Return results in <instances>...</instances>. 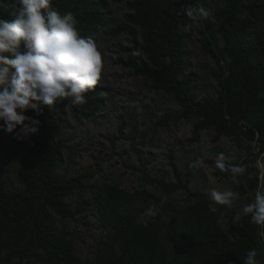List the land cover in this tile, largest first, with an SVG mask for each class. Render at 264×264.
Returning <instances> with one entry per match:
<instances>
[{"label":"trees","instance_id":"16d2710c","mask_svg":"<svg viewBox=\"0 0 264 264\" xmlns=\"http://www.w3.org/2000/svg\"><path fill=\"white\" fill-rule=\"evenodd\" d=\"M110 1L125 2L128 10L117 32L130 31L128 24L134 27L123 65L150 79L155 90L166 92L182 107L178 114L167 113L159 125L195 117L199 119L196 137L204 130H215L247 144L252 157L233 164L247 165L242 193L255 192L260 184L257 157L264 152V0H204L216 19L204 21L199 32L203 49L217 64L221 89L219 98L206 100L197 98L194 80L186 73L188 32L180 27L190 23L179 13L180 4L195 0ZM53 6L62 14L71 10L81 34L93 38L97 25L110 15L107 0H53ZM134 51L141 55L133 56ZM99 92L96 86L87 94V107L102 105L96 98ZM67 108L77 111L78 105L63 99L51 110L45 107L38 117L39 132L27 139L29 148L22 157L19 177L24 190L11 186L0 162V253L6 252L0 255V264H243L248 250L264 248V227L253 225L250 216L235 223V211L223 206L231 236L221 229L213 201L207 193L190 192V168L182 180L173 153L177 183L151 178L143 168L148 183L168 196L162 206L161 197L146 189L130 192L118 185L87 186L81 178L60 174L64 142L58 117ZM26 114L34 115L31 110ZM88 189L92 198L68 202L77 191ZM180 190L193 201L172 202L169 195ZM152 204L158 206L157 214L145 215ZM90 208L96 209L110 239L102 241L93 259L83 261L52 212L75 220ZM257 259L264 264V251Z\"/></svg>","mask_w":264,"mask_h":264},{"label":"rangeland","instance_id":"374dc122","mask_svg":"<svg viewBox=\"0 0 264 264\" xmlns=\"http://www.w3.org/2000/svg\"><path fill=\"white\" fill-rule=\"evenodd\" d=\"M107 8L110 15L97 25L94 34V40L105 57L101 81L97 85L100 92L96 95L103 103L98 108H90L86 106L87 101L86 104H79L77 111L67 108L58 117L63 126L61 138L64 142V159L59 173L81 178L87 186L118 185L130 192L146 189L162 197V191L146 180L143 168L146 167L151 178L177 183L178 177L171 163L173 153L182 180H185L190 168V192L208 194V189L216 187L220 190L231 188L240 193L239 201L230 208L225 206L235 211V223L239 222L245 216L242 205L252 200L254 192L242 193L243 176L233 178L220 173L215 168V157L223 151L235 157L231 163L243 162L252 157L247 144L220 136L215 130H204L196 137L195 126L199 119L195 117L178 122L170 120L166 126L159 125L167 113L178 114L182 107L166 92L155 90L150 79L136 75L123 65L127 60L126 49L132 46L130 31L134 27L128 24L130 31L116 30L128 13L125 2L107 0ZM135 33L140 37L138 29ZM203 41L199 30L187 33L186 73L194 80L199 100L217 99L221 95L216 79L218 68L215 60L203 49ZM14 135L0 132V162L11 186L24 190L19 174L22 157L29 144L27 140L13 139ZM197 158L204 163L190 167ZM92 197L91 189L79 190L68 202L75 204ZM169 198L181 205L193 201L184 190L169 195ZM222 207L213 201V210L221 229L231 236L228 218ZM52 215L58 226L66 230L75 252L83 261L93 259L102 241L110 239V232L102 225L95 208H90L75 220L63 218L55 212Z\"/></svg>","mask_w":264,"mask_h":264},{"label":"clouds","instance_id":"9594fccd","mask_svg":"<svg viewBox=\"0 0 264 264\" xmlns=\"http://www.w3.org/2000/svg\"><path fill=\"white\" fill-rule=\"evenodd\" d=\"M179 13L190 20L180 26L183 32H195L204 21L215 23L216 19L204 0L181 3ZM78 23L71 10L60 13L53 0H0V132L15 133L13 139L24 141L39 132L38 117L45 107L51 110L61 99L72 105L87 103V94L101 81L105 57L92 36L81 34ZM29 110L34 115H27ZM233 159L221 151L215 168L233 178L243 176L247 165L233 164ZM203 163L197 158L190 167ZM208 195L215 204L229 208L241 199L231 188L212 187ZM167 200V195L162 196L160 206ZM241 210L253 225L264 227V184L257 185L251 202ZM157 212L158 206L152 204L145 215ZM260 251L264 248L248 250L243 264H260Z\"/></svg>","mask_w":264,"mask_h":264},{"label":"built area","instance_id":"2783aa9c","mask_svg":"<svg viewBox=\"0 0 264 264\" xmlns=\"http://www.w3.org/2000/svg\"><path fill=\"white\" fill-rule=\"evenodd\" d=\"M257 164H258V168H259V179L261 182L264 181V152L257 157Z\"/></svg>","mask_w":264,"mask_h":264}]
</instances>
